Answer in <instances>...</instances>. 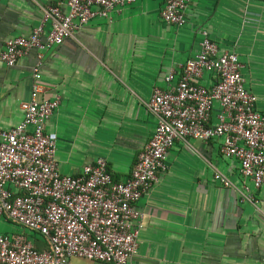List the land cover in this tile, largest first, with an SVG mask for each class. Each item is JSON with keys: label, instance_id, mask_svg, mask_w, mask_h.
Returning a JSON list of instances; mask_svg holds the SVG:
<instances>
[{"label": "crops", "instance_id": "1", "mask_svg": "<svg viewBox=\"0 0 264 264\" xmlns=\"http://www.w3.org/2000/svg\"><path fill=\"white\" fill-rule=\"evenodd\" d=\"M52 3L0 0V53L8 39L29 36ZM162 6L137 0L107 19H91L42 53L45 91L38 98L60 100L45 131L55 141L62 175L78 176L103 159L115 182L128 180L156 128L147 108L153 90L168 88L165 77L199 53L204 34L221 52L237 54L245 87L264 116V0H189L180 27L162 21ZM61 10L67 13L66 6ZM37 55L31 51L14 67L0 62V131L22 121L20 105L31 99ZM215 79L205 75L201 84L210 87ZM220 147L219 139H190L169 150L166 170L135 204L142 220L129 264H264V185L252 190L254 203L242 201L250 181ZM215 173L231 187L215 181ZM18 234L46 250L40 235L0 218V235ZM67 264L103 263L71 258Z\"/></svg>", "mask_w": 264, "mask_h": 264}, {"label": "built area", "instance_id": "2", "mask_svg": "<svg viewBox=\"0 0 264 264\" xmlns=\"http://www.w3.org/2000/svg\"><path fill=\"white\" fill-rule=\"evenodd\" d=\"M136 1L52 0L29 36L5 41L0 62L6 67H14L33 50L39 62L33 68L31 99L20 105L22 121L0 131V218L40 235L48 248L39 251L21 234L0 235V264H67L71 258L129 264L137 253L142 220L135 204L166 170L168 152L178 141L219 139L222 156L236 159L241 176L250 181L242 201L254 203L252 190L264 185V116L256 109L258 99L245 87L237 54L221 52L206 34L199 53L179 72L169 71L168 88L153 90L147 108L156 128L128 180L115 182L103 159L78 176L59 172L55 141L45 125L60 100L38 98L45 91L40 83L42 53L73 38L91 19H107ZM160 1L162 21L184 25L189 0ZM205 75L215 76L212 86L201 84ZM214 179L231 187L220 173Z\"/></svg>", "mask_w": 264, "mask_h": 264}, {"label": "trees", "instance_id": "3", "mask_svg": "<svg viewBox=\"0 0 264 264\" xmlns=\"http://www.w3.org/2000/svg\"><path fill=\"white\" fill-rule=\"evenodd\" d=\"M42 239H43V238H42ZM44 241H45V240H44ZM45 243H46V241H45ZM47 248H48V246H47ZM47 248H46V249H47ZM37 249H38V248H37ZM38 250H39V251H42V250H45V249H38Z\"/></svg>", "mask_w": 264, "mask_h": 264}]
</instances>
